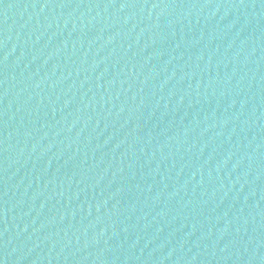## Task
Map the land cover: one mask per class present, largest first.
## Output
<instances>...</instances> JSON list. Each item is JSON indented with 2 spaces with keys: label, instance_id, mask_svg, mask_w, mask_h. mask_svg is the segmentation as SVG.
<instances>
[{
  "label": "water",
  "instance_id": "water-1",
  "mask_svg": "<svg viewBox=\"0 0 264 264\" xmlns=\"http://www.w3.org/2000/svg\"><path fill=\"white\" fill-rule=\"evenodd\" d=\"M0 264H264V0H0Z\"/></svg>",
  "mask_w": 264,
  "mask_h": 264
}]
</instances>
